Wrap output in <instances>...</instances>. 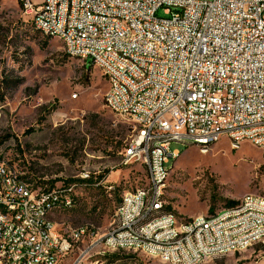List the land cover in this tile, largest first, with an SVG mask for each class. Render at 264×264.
I'll return each mask as SVG.
<instances>
[{
	"label": "built area",
	"instance_id": "obj_1",
	"mask_svg": "<svg viewBox=\"0 0 264 264\" xmlns=\"http://www.w3.org/2000/svg\"><path fill=\"white\" fill-rule=\"evenodd\" d=\"M23 14H33L35 25L64 34L65 50H78L84 61L103 62L115 90L104 101L115 102L116 113L128 119L131 135L122 153L124 163L135 162L151 174L149 196L122 197L113 227L106 237H91L93 227L55 230L49 216L68 203L59 195L72 192L60 185L39 196L23 194V186L10 180L0 185V203L17 208L29 220L30 230L11 226L0 213V240L11 244L12 255L2 264H50L62 260L73 245L93 239L130 245L138 242L156 256L196 264L217 250L232 249L264 234V204L243 197L240 209L217 221L203 215L187 226V238L174 243L170 232L174 213L166 220L142 226L146 212L165 207L163 175L179 155L174 143L192 144L208 153V141L247 138L264 143V0H21ZM63 4L73 5L74 19L64 24ZM35 8H49L48 16H35ZM160 13L163 15L160 16ZM122 20L134 24L126 37ZM98 27H107L105 45H98ZM134 122L142 134L133 135ZM239 146H235L237 148ZM0 175L8 170L0 167ZM83 179L88 175H83ZM17 193V200L2 203V195ZM151 199V206H144ZM166 209V207H165ZM41 231V242H33ZM18 249H29L27 259H16ZM91 249V245L87 247Z\"/></svg>",
	"mask_w": 264,
	"mask_h": 264
},
{
	"label": "rangeland",
	"instance_id": "obj_2",
	"mask_svg": "<svg viewBox=\"0 0 264 264\" xmlns=\"http://www.w3.org/2000/svg\"><path fill=\"white\" fill-rule=\"evenodd\" d=\"M88 62L37 31L21 0H0V160L36 191L74 187L75 205L49 216L62 236L86 226L105 236L124 194L149 187L146 167L124 163L131 124L106 106L109 79ZM172 149L179 155L167 165L163 201L177 225L214 216L245 195L264 199V152L255 145L232 150L223 138L208 153L192 144ZM93 241L73 245L60 264H168L135 251L87 249ZM203 264H264V244Z\"/></svg>",
	"mask_w": 264,
	"mask_h": 264
},
{
	"label": "bare ground",
	"instance_id": "obj_3",
	"mask_svg": "<svg viewBox=\"0 0 264 264\" xmlns=\"http://www.w3.org/2000/svg\"><path fill=\"white\" fill-rule=\"evenodd\" d=\"M32 17L33 21V14H26ZM49 15V8H35V16H48ZM63 19L64 24H71L74 19V11L73 5L71 4H63ZM34 27L37 31L41 32L42 34L60 39L63 44L65 45V38L64 34H53L50 32L48 28H42L35 25V21H33ZM122 29L124 30L126 37H133L134 34V24L130 22V20H122ZM108 36V28L107 27H98L97 32V40L98 45H105L106 38ZM72 58L80 59V53L78 50H68L66 52ZM95 65L103 70L106 74V66L103 62H95ZM109 79V89L106 95H111L113 90H115V80ZM106 106L111 110V112L122 116V113H116L115 110V102H107ZM142 134V123L141 122H134L133 126V135H141ZM223 138L219 140H209L208 141V152L212 148V146L218 142H220ZM230 140V138H228ZM243 141H247V138H239L235 139V145L232 144V140H230V145L232 150H239ZM235 146H239L235 148ZM255 146L258 147L261 151L264 152V143L263 142H256ZM198 147V146H197ZM202 153H205L204 150H201ZM177 158V157H176ZM0 167H3L4 170H8V175H0V185L3 184V188H10V180L14 183H20L23 186V194L30 195V196H39L40 191H36L32 188V186L28 183L26 179L15 170L11 168L8 162L0 160ZM169 174L163 175V183L166 182ZM10 178V180H9ZM149 181H151V174H149ZM149 190H152V182H149V187L146 190L139 191V196H149ZM132 196V193H125L123 197ZM253 197L255 201H262L264 204V199L254 197V196H247ZM17 200V193L16 192H9L5 195H2V203H10ZM59 202L68 203V206L65 208L72 206L71 197L68 195H59ZM243 203V199L240 203L234 207L225 209L214 216H203L204 220L207 221H217L218 218H221L224 214L231 213L233 211L240 209V204ZM144 206H151V199H144ZM170 212V211H169ZM0 213L2 216L11 218V226L16 228H20V230H30V222L24 218L18 217V209L17 208H4V204L0 203ZM168 218V211L165 207H155L151 209L149 212H146L144 218H142V226H150L157 223L159 220H166ZM192 222H196L195 219H191L188 221H183L179 225L176 224V216L173 217L172 222H170V232H175L174 236V243H182L183 238H187V226H190ZM108 233L103 236L106 237ZM94 239H102V237H97L95 234H91ZM33 242H41V231H33ZM255 244H264V234H257L256 241L255 240H247L239 245L232 246V249L226 250H217L212 252L210 257L226 255L228 253L234 252H243L248 248L252 247ZM103 246L107 251H135L140 252L150 257H155L160 259L161 261L168 263V264H187L186 261H178L177 259H170L164 258L163 256H156V252L154 250L149 249L146 246H140L138 242H130V245L127 244H118L113 243L111 241H93L91 243V249L94 246ZM4 255H12V248L10 243H6L4 240H0V264H2ZM29 257V249H18L16 252V259H27ZM208 258L201 259V261H197L196 264H203L204 261ZM64 259V258H62ZM62 261V260H61ZM60 260H53L50 264H60Z\"/></svg>",
	"mask_w": 264,
	"mask_h": 264
},
{
	"label": "trees",
	"instance_id": "obj_4",
	"mask_svg": "<svg viewBox=\"0 0 264 264\" xmlns=\"http://www.w3.org/2000/svg\"><path fill=\"white\" fill-rule=\"evenodd\" d=\"M90 65H89V67L90 66H92L93 65V63L91 62V61H89L88 62ZM24 178V177H23ZM25 179V178H24ZM80 182H86V183H91L92 182V180H82V181H80ZM73 188V191L72 192H64V195H69L70 197H71V200H72V206H70V207H67V208H65V209H70V208H72L74 205H75V203H76V201H75V194H74V187H72ZM167 210V209H166ZM168 211V210H167ZM91 234H95L96 235V232L94 231V230H91Z\"/></svg>",
	"mask_w": 264,
	"mask_h": 264
},
{
	"label": "crops",
	"instance_id": "obj_5",
	"mask_svg": "<svg viewBox=\"0 0 264 264\" xmlns=\"http://www.w3.org/2000/svg\"><path fill=\"white\" fill-rule=\"evenodd\" d=\"M42 1H43V0H42ZM42 1H41V2H42ZM34 2H35V3H38L39 1H38V0H35ZM41 2H40V3H41ZM255 245H258V244H255ZM255 245H253L252 247H254ZM250 248H251V247H250Z\"/></svg>",
	"mask_w": 264,
	"mask_h": 264
}]
</instances>
